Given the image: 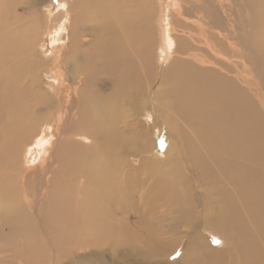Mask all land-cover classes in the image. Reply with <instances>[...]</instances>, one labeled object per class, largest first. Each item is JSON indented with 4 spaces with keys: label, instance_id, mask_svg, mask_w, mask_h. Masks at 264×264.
Segmentation results:
<instances>
[{
    "label": "bare ground",
    "instance_id": "obj_1",
    "mask_svg": "<svg viewBox=\"0 0 264 264\" xmlns=\"http://www.w3.org/2000/svg\"><path fill=\"white\" fill-rule=\"evenodd\" d=\"M62 1L56 34L70 15V45L53 60L68 73L59 90L43 92L38 80L52 65L35 47L54 24L43 10L51 2L0 0V236L16 247L4 264H84L83 250L118 253L127 263L125 250L164 259L182 226L190 234L184 264H264V115L246 90L214 67L218 56L199 59L189 39H174L178 57L167 59L153 0ZM246 1L250 11L236 16L254 31L264 64V0ZM191 3L181 27L230 32L212 0ZM227 36L214 41L221 55ZM142 108L170 131L164 159L150 155L149 136L127 130ZM35 144L48 156L30 168L24 161Z\"/></svg>",
    "mask_w": 264,
    "mask_h": 264
},
{
    "label": "rangeland",
    "instance_id": "obj_2",
    "mask_svg": "<svg viewBox=\"0 0 264 264\" xmlns=\"http://www.w3.org/2000/svg\"><path fill=\"white\" fill-rule=\"evenodd\" d=\"M49 1L51 2V4H48L47 5L48 7L43 8V10L44 11H46V10L50 11L51 21H53L54 24L50 23L53 25L48 24L47 25L48 28L43 29L42 35H41V37L37 43V46L35 47L36 53L40 54V56L42 55L41 56L42 62L46 63L47 67L52 65V67H49L50 69H48V68L43 69L44 73H43V75L41 74V76L39 78L40 80H38V81H40V87L42 88L43 92H47L48 90L50 91L51 90L50 87H53V90H59L62 87V85L59 84V82L62 81L60 79V76H61L62 72L64 74H67L68 70L66 69L67 67L64 65L55 69L54 65L56 64V62H55L56 60H53V59H56L55 57L59 55L58 53L60 52V50H64L65 48H67L70 45L69 44V42H70V35H69L70 34V26L69 25L71 23V16L70 15L67 16V20H66L67 22H65V25H64L65 28L61 32L60 37H58V38H57V34H56V32H58V31H56L57 30L56 28L58 26L56 24V21L54 20V19H56V17H59L60 12L64 11V9L61 8V5H63V2H66V1H62V0H55V1L49 0ZM186 1H188V3ZM224 1H226V0H212L213 4L217 5L220 9H222V13L224 15L225 21L227 22L228 28L230 29V32L228 34L224 33V32L219 34V29H211V26L209 23L204 24V25L203 24L201 25L199 23L197 26V29L192 24L186 25L187 27L189 26L187 29L185 26L181 27V24L178 22H181V19L183 20L181 12L184 10V8L189 7L191 2L192 3L193 2L202 3V0H153V4L156 7V9H155L156 14L154 15V21H155L154 24H155V28L158 29V30L156 29V35L158 37L157 42H158V44H161V40H163V38L165 37L166 39L164 38V41H162V43L166 44L167 41L170 43L169 45L167 44V47L169 48V49H167L168 54H165V52H164V56L167 59L170 58V61H171L172 56L178 57V55L175 54L176 48L173 46L174 42H175L174 39L176 40V38H181L184 40L189 39L187 41H190L191 43H193V46L196 48V52L194 51V53L199 55V57H200L199 59L202 58L201 60H203V61L204 60L208 61V59H212L211 57L218 56V59H216V60H218L219 62L218 61H216V62L219 63V66L218 65L217 66L213 65V66L215 68L221 70V71L228 73V76H230V78H233L232 81L234 80L233 82L236 85H238L239 87H243L249 95V101L251 103V106L254 105L255 107H257L258 111H260L264 115V82L260 81L261 79H262V81H264V72H262V67L264 64H262V60L260 59V57L257 56L255 47L250 40L252 38L254 31L250 27H247L248 29L246 30V27L245 26L243 27L242 23L238 21L239 17L236 16V14H239L242 16V14H243L242 8L244 10L247 9V11H250V7L246 3L247 2L246 0H227L226 3H223ZM234 1H235V3H234ZM228 2H229V4H228ZM236 3L238 4L239 7L236 5ZM180 6H181V8H180ZM240 6H241V8H240ZM258 6L263 7V4L258 5ZM225 8L226 9L228 8V9L226 10ZM234 11H236V13H234ZM158 12H159V14H158ZM178 13L180 14L179 15L180 17L178 16ZM187 19H189V17H187ZM242 19H243L242 21H243L244 25H246V24L248 25V22H245L247 20L245 19L244 16L242 17ZM231 21H232V23H231ZM175 24H177V26H179V27L177 28V26ZM206 25H208V26H206ZM190 26H192V30H191ZM206 27H208V28H206ZM173 28H175V30ZM195 31L199 32V34L195 33L196 34L195 35L193 33ZM207 31H209V32H211V34H213V35L207 34L209 36V38L205 33ZM186 33H188V34H186ZM219 35H228L227 36L228 41L226 42L225 47H223L225 50L224 49H217L218 51L221 50L220 52L223 53L222 55L220 53H218L217 51H215L216 45H215L214 41L219 40V38H220ZM211 36H213V37H211ZM189 37H191V38H189ZM87 40H89L88 37L85 38V42H87ZM202 41H204V42H202ZM206 41L207 42L210 41V44H209V42L206 43ZM246 42H248V44ZM198 43H200V45ZM209 48H211V50ZM226 48L228 51L226 50ZM230 52H231V54H230ZM243 54L246 55L247 59L242 57ZM158 59H159V57H158ZM49 63H51V64L49 65ZM211 63L208 62L207 65L212 66ZM157 64H158V62H157ZM258 66H259V68H258ZM45 69H48V70H45ZM55 70L57 72H55ZM154 73H155V75H157V72H154ZM159 76H161V75H159ZM152 78H153V81L155 83L157 81H160L157 78L155 79V77H152ZM258 78H261V79H258ZM57 80H58V82H57ZM239 83H242V85ZM255 101H257V102H255ZM154 103H156V101H154ZM158 115H159L158 113H155L154 111H151L150 109L145 110L142 108V112H141L140 117L138 119L134 118L133 121L128 123L129 126H128L127 130L128 131L131 130L133 133H138V136H140V137H143L145 135L149 136L146 138H149L150 140H152V145L154 143V145L152 147L153 151L150 155L152 157L158 156V157H161V159H164L165 156L167 155V152H168L167 146L169 143L170 131L166 128L165 125H163L161 123L160 119H158ZM50 133L53 134L54 131L52 130ZM51 136L50 137L48 136L50 143L48 142L47 146H50L51 142L54 141V134ZM42 145L43 144H41V146H40V144L39 145L35 144L32 147L31 151L28 153L29 158H27L24 161V163H26L27 166H29L30 168L40 165L45 153H46L45 158H46V156H48V153L45 151V149H42V151L43 152L45 151V153H41L40 150H38L40 147H42ZM47 146H45V147H47ZM47 149L48 148H46V150ZM20 158L23 161L25 159V156L22 155V157H20ZM127 158H128L127 162L134 164V166H137L140 162V158L136 157V156H135V158L130 157V156H128ZM21 160L18 159V161H17V165L19 164L20 167L23 164V162ZM169 229H170L169 225H164L161 230L163 233H166V231L169 232ZM5 235H7V232L5 233ZM177 237L180 241H178V244L176 243L171 255H169L167 258L163 259L161 257H156V258L148 257L146 260H143L142 258L136 257V255L131 254L127 250H125L126 256L130 260V263H132V261H133L134 264H184L185 261H184V257H183V252L186 248L187 243H189V241H190L189 228L182 226L179 229V233H178ZM164 238L168 239L169 238L168 234H166L164 236ZM208 238L211 240V243L216 248L222 249L224 247V242L221 238H219V236H216V238H215V235L211 234V235H209ZM3 239H4L3 236H0V254H1V257L4 256V258H2V259L0 258V264H4L7 262V261H5L6 260L5 258L7 255H11L10 254L12 252L11 250H14L16 252V247L11 248L9 246V243L4 242L5 240H3ZM14 245L15 244H13L12 247ZM3 249H5V250H3ZM86 254H87V250H83V252L79 251L80 257L86 256V258H85L86 260H85L84 264H123V263L124 264H130V263H127V259L125 260L124 258L121 257V255L118 256V253L112 254L111 252H107L101 258H98V257L96 258L95 255H90V253L87 255ZM118 259H120V261ZM9 262H10L9 264H19V263H17L18 261L17 262L14 261L15 263H12V261L10 260Z\"/></svg>",
    "mask_w": 264,
    "mask_h": 264
}]
</instances>
